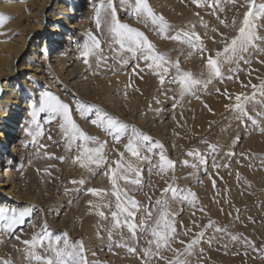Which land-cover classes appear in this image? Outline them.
<instances>
[{
  "label": "rangeland",
  "instance_id": "rangeland-1",
  "mask_svg": "<svg viewBox=\"0 0 264 264\" xmlns=\"http://www.w3.org/2000/svg\"><path fill=\"white\" fill-rule=\"evenodd\" d=\"M55 1L48 0L40 13V0H0V14L9 17L0 25V44H3L0 46V74L6 71L9 63L5 61L12 53H17V56L11 66L21 63L23 67L20 71L22 76L16 79L19 84L14 86L17 97L13 100L19 104L31 95L34 97L31 105L38 107L42 94L50 91L69 104L73 120L85 133L105 144L108 165L114 167L112 161L119 158L118 153H124V160L131 161L141 172L138 185L118 181L128 197L138 202L133 221L137 225L146 219L145 209L150 206L153 215H158L155 202L162 198L165 187L171 184L182 190L177 199H172L171 193L167 194V211L176 229L175 237L170 240L169 247L161 248L159 256L148 260L147 264H167L176 255L173 249L184 253L181 258L187 264H264V114L258 115L264 113V97L252 87L259 86L264 80V51L250 49L245 54L250 63L241 61L238 71H230L237 67L235 64H224L222 79L214 78L206 88L200 86L194 89V94L181 98L179 86L172 82L174 69L162 85L144 61L130 60L127 65L120 62L129 54L122 53L117 57L110 50V37L97 30L94 9L99 0H90L91 12L82 27L71 28L58 35L59 43L55 47L62 44V49L67 35L72 32L69 36L71 49H68V54H61L71 57L61 66L53 64L52 56L56 50L51 41L55 33L45 27L62 22L53 21L51 14L59 13ZM113 2L121 22L139 28L157 51L173 62L178 61L182 71L190 72L198 79H207L206 57L209 54L214 56L223 47L221 41L225 37L230 39L236 34L243 13L247 11L246 7H241L244 0H237L235 5L229 0H221L223 11L207 5L197 7L192 0H148L153 11L172 25L173 33L183 29L199 34L206 49L202 53L186 44L163 39L150 23H140L129 15L121 0ZM258 2L264 3V0ZM81 3L86 4L85 0H80ZM15 5H19V9L13 8ZM65 5L69 7L71 3ZM221 20L228 26L221 24ZM75 22V19L70 21ZM257 23L264 25V20ZM257 31L264 36V27ZM88 33L100 40L102 55L107 57L99 66L95 57H89V64H85L81 57ZM77 35L82 44H75ZM35 36L40 38L41 45L37 44L38 50L34 47L30 50ZM261 48L264 49V43H261ZM254 91L255 97L245 104L252 119H237L238 113L232 107L236 103L235 97L252 96ZM4 94L0 78V98ZM76 100L98 106L135 126L153 142L158 141L168 159L175 162L174 168L163 175L157 174L152 165L158 162V148L152 152L146 148L140 150L141 157L150 158L151 163L146 159L136 160L124 148L128 142L127 135L117 143L112 135L91 123L94 113L81 117L76 110ZM29 116L22 124L18 123L25 130V146L15 168L19 175L20 193L9 208L17 211L27 209L31 215L11 232L0 227V261L29 264L22 241L30 240L46 224L53 236L67 233L71 241H82L89 264H146L142 250L149 247L150 234L138 228L133 236L124 227L113 230L109 239L111 212L116 211V199L112 195L111 181L105 175L108 165L93 167L89 171L74 162L73 158L79 155V151L66 150L59 118L46 122L47 113H40L37 117L43 135L36 137L34 143L29 132L35 130V125ZM253 120L257 122L253 123ZM209 145H214L215 151ZM196 150L204 157V164L188 155V152ZM185 160L189 161L188 165L183 163ZM192 164L196 167H191ZM81 179L84 184L72 183ZM89 188L103 189L105 195L93 196L87 191ZM189 192L195 194L194 200L191 196L188 200L183 199ZM100 211L104 217L97 214ZM210 221L214 222L211 226ZM217 228L224 231H216ZM201 232L204 235L192 246L191 254L185 253L187 244ZM129 248L135 251L130 252ZM39 252L44 254L42 249ZM161 256L164 259H160Z\"/></svg>",
  "mask_w": 264,
  "mask_h": 264
},
{
  "label": "snow or ice",
  "instance_id": "snow-or-ice-1",
  "mask_svg": "<svg viewBox=\"0 0 264 264\" xmlns=\"http://www.w3.org/2000/svg\"><path fill=\"white\" fill-rule=\"evenodd\" d=\"M233 5L237 0H229ZM192 3L197 7L207 5L209 8L220 9L221 0H192ZM121 4L128 11V14L136 17L137 21L144 24H151L153 30L160 35L163 39L176 41L180 44H186L190 48L204 52L206 49L201 43V38L194 30H176L172 31V25L162 16L157 15L148 3V0H121ZM241 7H246L247 11L243 13L242 20L239 28L236 30V34L230 39L225 37L221 43L223 47L215 52V55L209 54L205 59V68L207 70V79L195 78L192 73L182 71L179 62L171 61L164 53L157 51L155 45L148 39L143 31L139 28L133 27L127 23L120 21L117 15V9L113 0H99L95 4L94 20L97 30L105 32L109 37L110 50L116 53L117 57H120L122 53H128L127 58H121V63L124 65L129 64L130 60H142L148 69L153 70V74L159 77V82L163 85L165 83V77L170 74L171 70H175V75L172 77V82L179 86V96L182 98L186 94H194V89L203 86L207 87L214 78H223L222 68L224 64H235V69L230 71H238L239 63H250L245 58V54L254 49L256 51H264L261 48V43H264V36L258 34V28L264 27L262 24H258V20H264V3L258 2V0H244V4ZM9 17L0 14V25H2ZM221 24L228 26L224 20L220 21ZM236 18H233V26H235ZM194 28V26H193ZM223 35V34H221ZM260 42V43H258ZM81 57L85 64H89V57H95L97 66L102 62H105L107 57L102 55L100 40L88 33V40L82 46ZM139 67V65H137ZM135 72V69L133 70ZM143 71V69H141ZM231 78V77H229ZM254 90H258L260 95L264 97V80L260 85H252ZM256 95V91L252 96L235 97L236 103L232 106L233 110L238 113L237 119L248 117L252 119L248 111L245 108L246 102L253 99ZM76 110L81 117H87L90 114L95 115L94 119H91V123L104 130L108 134L112 135L113 139L119 143L121 138L127 135V143L124 145L126 152L130 153L136 160L146 159L151 163L150 158L141 157V148H146L148 152H152L153 149H160L158 162L152 165L157 170L158 175L165 174L169 169L174 168L175 162L168 159L164 154L163 145L158 141L153 142L152 138L147 134L138 131L135 126H130L126 122L119 120L117 117L112 116L108 112L95 105H89L86 102L76 100ZM32 111L30 113L32 117V124L35 125V130L29 132V135L33 136V142L35 143L36 137L42 136V126L37 120L40 113H47L48 121L59 118V129L62 133V137L65 139L66 150H78L79 155L74 157L73 160L79 163L81 167L92 171L93 167L100 168L108 165V159L104 154L105 144L100 142L97 137L90 136L85 133L79 125L73 120L69 104L60 100V98L53 93L44 92L39 102V106H31ZM264 113H258L261 115ZM257 121L253 120V123ZM51 139V137H49ZM75 145V149L73 146ZM95 145V146H91ZM43 147V146H41ZM213 151H215L214 145H209ZM119 158L112 161V165H108V171L105 175L111 181L112 195L115 196L116 211L111 212L112 227L109 230V239L111 240L113 230L122 229L126 227L128 231L135 236L136 231L139 228L145 233L150 234V239L147 241L149 247L144 248L143 254L147 264L148 260H151L155 256H159V250L161 248L169 247V242L175 237V227L173 221L170 219V213L167 211L169 206V199L167 194L171 193L172 199L180 198L181 189L169 184L162 190V198L157 199L155 202V208L158 215H153L152 207L145 209L146 219L141 220L140 224L134 223V217L136 210H138V202L128 197L127 191L122 190L119 187L118 181L123 180L125 183L140 184V170L131 162L124 160V153H118ZM189 156L195 157L200 164L205 163L204 157L198 150L188 152ZM63 160L64 157H59ZM185 165L189 164V161H183ZM215 166V165H214ZM191 167L195 168L196 164H192ZM134 175L135 178H132ZM72 183L84 184L83 179L79 181H72ZM93 196L103 197L105 190L89 188L87 189ZM123 196V199H122ZM191 196L195 199L194 193H188L187 196H183L184 200H188ZM91 203V202H89ZM110 207V205H103ZM97 207H100L98 205ZM99 216L104 217L105 214L100 211L97 213ZM31 213L25 209L17 211L10 209L6 206H0V227L3 230L11 232L18 225L25 223V217L30 216ZM123 217V219H121ZM214 222L210 221L209 226ZM216 231H224V229L217 228ZM204 235L203 232L197 234V238L193 239L187 244L185 253L191 254V248L193 245L199 242V239ZM17 240L20 237H16ZM232 239H236L235 236ZM22 243L25 245L26 259L29 264H89L85 255V248L82 241H71L68 238L67 233H62L57 236L48 230L47 225H43L39 232L33 234L30 240H24ZM183 244L184 242L181 241ZM153 245L155 250H153ZM42 249L44 254L41 255L39 250ZM130 252H134V248L128 249ZM176 253L174 258L167 262V264H187V261L181 257L184 253H180L179 250L173 249ZM164 259V257H160ZM0 264H11L10 260L0 261Z\"/></svg>",
  "mask_w": 264,
  "mask_h": 264
},
{
  "label": "bare ground",
  "instance_id": "bare-ground-1",
  "mask_svg": "<svg viewBox=\"0 0 264 264\" xmlns=\"http://www.w3.org/2000/svg\"><path fill=\"white\" fill-rule=\"evenodd\" d=\"M40 8L38 11L41 13V8L46 4L48 0H40ZM69 2L71 6L67 7L65 4ZM85 3H81L80 0H56V8L59 9V13L51 14L53 16V21L59 20L60 22H55L51 26H46V30L55 33L53 46L55 48V54H53L52 63L55 65L65 64L66 60H69L71 56H62V53L68 54V49H71V41L69 36L72 35V32H68L67 38L65 39V45L58 47L59 43L58 35H63L66 30H71V28H79L83 26V23L88 21L90 15V0H85ZM88 4V5H87ZM54 5V6H55ZM13 8L19 9V5L13 6ZM184 9V8H181ZM63 15H62V14ZM72 19H75L76 22L70 23ZM39 26L41 25V17L38 19ZM44 36V35H43ZM79 38V39H78ZM78 44L80 42V37L76 38ZM73 42V41H72ZM81 43V42H80ZM41 45V40L38 36L33 38V43L30 45V50H38L39 45ZM43 44V42H42ZM74 44V45H75ZM82 44V43H81ZM73 45V46H74ZM2 47L3 44H0ZM6 47H9L7 45ZM48 48V47H47ZM7 49V48H6ZM9 49V48H8ZM46 51V48L44 49ZM17 56V53H12V55L5 62L9 63L5 72L1 71L0 78L3 80V87L5 94L0 98V206H6L9 208L10 203L13 199H17L19 195L20 182L19 175L16 172V165L20 161V156L23 152L25 146L23 142L24 131L19 122L30 118L31 104L33 103L34 97L29 95L25 97L21 103L18 104V101L13 100L14 97H17L16 92L14 91V86L19 84L16 80L18 77L22 76L20 71L23 69L22 64L19 63L16 66H11L13 58ZM29 68V67H28ZM10 70V71H9ZM20 83H24L23 80H20ZM13 103L12 106H10ZM19 116H21L19 118ZM29 125V124H28ZM27 127V126H26ZM17 130V131H16ZM23 143V144H22ZM15 160V161H12ZM18 166V165H17ZM14 168L15 170H13ZM13 206V205H11Z\"/></svg>",
  "mask_w": 264,
  "mask_h": 264
}]
</instances>
